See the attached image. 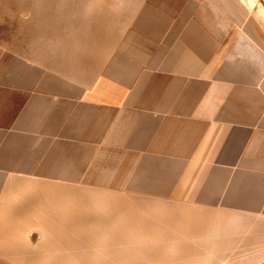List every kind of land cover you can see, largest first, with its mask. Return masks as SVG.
I'll return each instance as SVG.
<instances>
[{
    "label": "crops",
    "instance_id": "crops-1",
    "mask_svg": "<svg viewBox=\"0 0 264 264\" xmlns=\"http://www.w3.org/2000/svg\"><path fill=\"white\" fill-rule=\"evenodd\" d=\"M235 1L248 20L215 25L227 69H208L206 21L173 24L150 54L75 58L73 84L47 63L0 64V264H16L15 210L46 204L49 182L149 191L216 229L226 210L233 234L243 215L262 248L231 249V264H264V0Z\"/></svg>",
    "mask_w": 264,
    "mask_h": 264
},
{
    "label": "rangeland",
    "instance_id": "rangeland-1",
    "mask_svg": "<svg viewBox=\"0 0 264 264\" xmlns=\"http://www.w3.org/2000/svg\"><path fill=\"white\" fill-rule=\"evenodd\" d=\"M246 20L235 0H0V64L23 69L31 62L38 74L47 63L73 84L75 58L150 54L153 41L178 32L173 24L206 21L208 69H227L221 55L231 46H215L221 36L215 25ZM237 32L225 31L228 37ZM50 188L46 204L15 210L27 218L16 223L10 251L16 264H231V249L262 248V238L244 232L245 216L234 234L227 229L226 210L216 229L206 214L197 221L194 207L160 204L149 191Z\"/></svg>",
    "mask_w": 264,
    "mask_h": 264
}]
</instances>
